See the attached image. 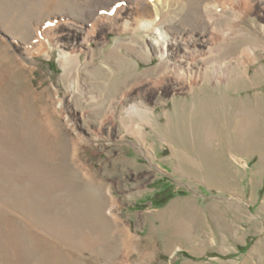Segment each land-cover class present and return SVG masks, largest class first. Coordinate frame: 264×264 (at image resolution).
I'll use <instances>...</instances> for the list:
<instances>
[{
    "label": "rangeland",
    "instance_id": "374dc122",
    "mask_svg": "<svg viewBox=\"0 0 264 264\" xmlns=\"http://www.w3.org/2000/svg\"><path fill=\"white\" fill-rule=\"evenodd\" d=\"M36 1L9 3L28 7L30 30L53 21L67 52L95 14L112 16L109 7L121 11L133 2L71 0L74 8H29ZM261 13L235 19L240 35L224 50L227 70L192 61L193 72L205 71L193 87L172 71L169 85L151 86L160 80L151 70L159 58L149 48L143 57L126 47L119 55L132 69L100 85L96 71L122 68L110 50L125 36L105 22L75 50L82 68L77 91L86 97L63 75L55 46L47 55L27 54L31 37L0 25V263L264 264ZM212 29L188 34L205 50ZM240 41L257 56L246 75L236 64L245 60ZM143 72L150 77L141 79L140 92L112 105L122 85ZM93 95L104 103L91 112L86 100ZM111 97L113 109L106 108ZM134 104L141 112L133 123L127 108ZM104 111L110 120L99 119Z\"/></svg>",
    "mask_w": 264,
    "mask_h": 264
},
{
    "label": "bare ground",
    "instance_id": "6f19581e",
    "mask_svg": "<svg viewBox=\"0 0 264 264\" xmlns=\"http://www.w3.org/2000/svg\"><path fill=\"white\" fill-rule=\"evenodd\" d=\"M36 3H39L41 7L43 5L44 8H47V6L50 8L49 6L52 5V8L54 7L56 10L62 9L63 7L74 8V5L77 4L71 0H39V2L36 1L34 4H30L29 8H33ZM85 3H88V0H86ZM16 7L17 6H15V8L12 7L9 0H0V25L5 28L7 27L6 29L8 30L11 29L12 34H18L24 39L31 37L28 43H25L27 46L24 50L27 54H31L32 52H43L47 55L50 46H55L60 57L59 62L62 65L63 75L65 77L67 76V78L70 76L74 78L75 89L80 97L86 96L82 92L77 91L80 85L79 76L82 68L77 65L79 55L75 53V50L78 46L88 44V42L98 34L97 32L100 31L101 25L105 24V22H109L115 27L119 35L124 32L125 36L117 37L114 47L110 50L112 62L114 63L113 60H116L122 68L116 71L107 69L104 70V74L100 73L101 70L96 71V74H100L102 79L100 85H106L105 82L108 83L112 81L111 79L114 78L116 74L118 77L119 74L123 75L130 70L132 67L131 64H129L127 60H125L127 64H123L121 56L119 55L120 48L126 47L131 53H140L139 56L143 57L147 55L146 51L149 48L159 58V64L155 67V70L150 69L156 75L160 76V80L157 76V79L150 82L151 86L169 85L167 80L171 77L168 76V71H172L176 80H180L181 82L184 80L188 86H192L197 83L199 78H202L205 72H193L191 67L194 66L195 63L193 64L192 61L202 62V64L206 66L218 62V71L227 70V65L223 66L221 63L227 59L228 53H225L224 50L229 46H233L235 40L240 35L236 33L235 30L238 26V21L235 19L240 14L246 12H262L261 14H264V0H133L132 3L128 4L121 11L117 9L116 5L109 7L108 11L113 14L112 16L109 14L103 15L105 13L103 12L101 14L102 11L97 16L95 14L88 20L87 30H85L83 34H78V36L75 37L76 45H72V48H70L71 50H69L70 52H67L65 50L66 45L62 44V37L64 34L60 35L55 31V24L52 23L53 21H42L30 30L28 28L30 26L26 21L30 19L29 17L31 16V14L28 13V7H26L27 9L25 11H23V5ZM35 7H37V5ZM262 16L264 17V15ZM138 17L143 18L142 20L144 23V26L140 30H137V27L141 25V22L137 21ZM96 25H98V29H95ZM186 26L194 28L197 31L198 28L202 30L208 26L213 28L214 34L209 36L208 43L210 44L208 45L207 42H204L202 45L205 50L199 48L200 41L195 39L198 36L188 34L194 29L184 33L183 28ZM95 31L96 33L93 34ZM65 36H67V34H65ZM247 44L248 42L246 41L237 45L241 55L245 56V60L236 62V64L240 69L239 71L245 75L247 74V64H250L257 58L254 53L255 48L251 49L252 45L248 47ZM231 69V67H228V72L233 73L230 71ZM164 71L165 74L161 75ZM138 76L137 79L129 81L126 85L123 84L119 93L120 100L115 102V99L111 97L107 102L106 108L109 107L108 104L111 99L112 105L115 103L122 104L131 93L136 91L140 92L141 79H147L150 75L147 76L146 72H143ZM243 76L242 78H247ZM90 97L91 98L87 97L86 105H88L91 112L93 108L95 111L100 110H96L95 105L98 106L104 103L103 96L101 98H97L95 95ZM112 105L109 108L113 109ZM139 110V106L137 107L135 104L129 106V109L127 108L129 121L135 122V116H140L141 111L139 112ZM108 112L109 111H104L99 119L101 118L103 121L110 120L112 115L103 119L105 113L108 114ZM122 121H126V118H122ZM35 264L39 263L36 262Z\"/></svg>",
    "mask_w": 264,
    "mask_h": 264
}]
</instances>
